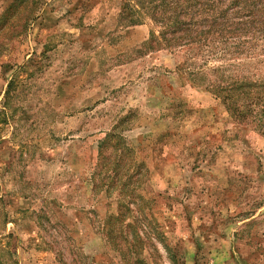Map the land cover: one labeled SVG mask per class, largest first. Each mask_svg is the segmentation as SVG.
Returning a JSON list of instances; mask_svg holds the SVG:
<instances>
[{"label": "rangeland", "instance_id": "1", "mask_svg": "<svg viewBox=\"0 0 264 264\" xmlns=\"http://www.w3.org/2000/svg\"><path fill=\"white\" fill-rule=\"evenodd\" d=\"M125 1L0 0V264H264L261 128L191 83L220 61L174 45V8L126 25ZM125 115L150 169L131 253L118 191L91 181Z\"/></svg>", "mask_w": 264, "mask_h": 264}, {"label": "trees", "instance_id": "2", "mask_svg": "<svg viewBox=\"0 0 264 264\" xmlns=\"http://www.w3.org/2000/svg\"><path fill=\"white\" fill-rule=\"evenodd\" d=\"M175 3L176 0H126L119 13V22L139 24V15L144 9L166 13L167 9L174 8V19L170 21L173 25L168 24L172 29L168 30H182L183 35L174 40L184 39L174 45L193 51L195 55H212L220 61L218 65L203 66L200 72L191 73V83L204 86L222 101L232 119L257 125L264 136V74H261L264 69V0H230L226 5L225 0H184L182 11ZM183 13L184 19L180 18ZM162 33V38L170 42L166 31ZM197 75H200V83L196 81ZM129 119L131 115L121 117L99 142L91 181L95 192L118 191L117 219L123 229H133L130 235L124 233V238L130 240L128 250L131 253L140 239L134 232L140 220L137 218L131 223L127 219L131 216L132 204H138L143 211L147 200L139 188L150 169L144 160L138 159L136 149L127 144L121 134ZM163 236L158 231V238L163 239ZM135 255L139 260L140 255Z\"/></svg>", "mask_w": 264, "mask_h": 264}]
</instances>
